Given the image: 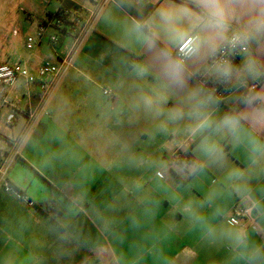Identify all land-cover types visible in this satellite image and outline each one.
I'll use <instances>...</instances> for the list:
<instances>
[{"label": "crops", "instance_id": "obj_1", "mask_svg": "<svg viewBox=\"0 0 264 264\" xmlns=\"http://www.w3.org/2000/svg\"><path fill=\"white\" fill-rule=\"evenodd\" d=\"M25 4L20 23L13 14L4 20L11 22L2 27L5 54L9 65L22 64L37 79H21L0 95V154L11 161L10 183L36 205L0 185V264H264V155L251 151L253 141L264 144V0H221L220 29L203 25L198 0ZM60 9L70 15L57 26ZM162 11L198 35L180 81L164 71V57L179 64V44L161 27ZM232 33L248 50L223 68L211 64ZM29 37L36 40L31 49ZM70 53L48 115L30 124L29 112L40 103L39 68ZM201 76L226 90L213 93ZM252 85L257 88L246 97ZM192 93L205 101L201 111L213 127L225 117L240 119L239 141L226 131L190 134ZM179 111L183 117L172 119ZM205 138L219 148L212 157L198 147ZM180 150L190 163L171 165ZM248 200L257 231L227 223L233 207ZM239 234L244 243H237Z\"/></svg>", "mask_w": 264, "mask_h": 264}, {"label": "built area", "instance_id": "obj_2", "mask_svg": "<svg viewBox=\"0 0 264 264\" xmlns=\"http://www.w3.org/2000/svg\"><path fill=\"white\" fill-rule=\"evenodd\" d=\"M116 0H101V6L109 2ZM70 15L69 10L63 9L55 20L57 26H61L67 20ZM49 25V24H47ZM47 25H43L39 28L37 37H41L47 29ZM51 25V24H50ZM193 42L185 45H178L175 51V58L180 65H184L187 61L192 59L197 52V33H192ZM78 38V37H77ZM51 42L57 41V35L50 37ZM78 41V39H77ZM36 45V40L34 37L27 38L26 47L31 49ZM248 50L244 38L238 33H232L227 40L218 48L215 54L211 58V64L223 68L230 65L236 61V59ZM73 60V53L66 56L58 65H54L48 61L44 62L39 68L38 77L41 78L40 81V103L38 107L31 112H29L30 124H35L39 119L40 115L44 113L48 115L46 111V105L49 100L50 94L53 89L57 86L61 77L70 69ZM24 79L28 84H32L36 81V76L32 75L27 67L22 64H2L0 65V95L4 92L6 88L14 86L19 80ZM203 84L209 86L213 93L219 94L220 91H225L227 86L220 84L212 77L199 78ZM257 88V85H252L248 88L246 97ZM105 96H111V90H104ZM15 119L14 115L8 116L7 121L10 123ZM13 156H17L19 153V145L17 144L13 151ZM190 163L189 157L186 151L180 150L173 154L170 158V164L173 166L184 167ZM11 167V161L7 157L0 154V185L2 186L4 192L13 196V198L23 202L29 207H35V202L30 196H28L23 191L14 187L9 179V171ZM227 223L232 226H241L244 230L252 229L257 231L259 229L257 214L255 204L251 201H247L246 204H236L233 209L231 216L227 219Z\"/></svg>", "mask_w": 264, "mask_h": 264}, {"label": "clouds", "instance_id": "obj_3", "mask_svg": "<svg viewBox=\"0 0 264 264\" xmlns=\"http://www.w3.org/2000/svg\"><path fill=\"white\" fill-rule=\"evenodd\" d=\"M199 7L201 8V19L203 25L208 29H220L224 26L223 13L220 9L221 0H198ZM178 17L175 13L170 11H162L160 13L161 27L165 30L167 38L171 44L176 45H187L193 42L192 34L185 33L179 27H176V21ZM140 26H137L139 30ZM148 42L154 44V40L149 38ZM163 67L165 74L171 79L180 81L182 77V65H179L173 61L168 60L166 57L162 58ZM250 71L252 69L250 68ZM190 111L189 115L194 118V125L188 131L190 134L203 133L212 129L213 131H226L231 134L234 139L239 141L240 139V129L241 123L240 119L237 117H225V119L219 123L215 124L210 120L208 115L201 111L205 104V101L201 100L196 93H192L189 97ZM146 103L151 105V100H146ZM184 113L182 111L176 112L172 115V119L182 118ZM201 152L209 157L214 156L218 153V146L208 138H205L201 144L198 146ZM251 151L253 154L264 155V144L257 143L253 141L251 143ZM246 237L243 234L237 236V243H244Z\"/></svg>", "mask_w": 264, "mask_h": 264}, {"label": "rangeland", "instance_id": "obj_4", "mask_svg": "<svg viewBox=\"0 0 264 264\" xmlns=\"http://www.w3.org/2000/svg\"><path fill=\"white\" fill-rule=\"evenodd\" d=\"M25 1L26 0H0V63H11L10 58L5 54V50L8 46H6V38H4L6 32L3 30L5 29L2 28L3 25L8 26L11 22L5 21L4 24V20L11 14H13L12 18H14V22L20 23L22 19H25L27 17L23 12L24 9H26ZM54 1L57 2V0Z\"/></svg>", "mask_w": 264, "mask_h": 264}, {"label": "trees", "instance_id": "obj_5", "mask_svg": "<svg viewBox=\"0 0 264 264\" xmlns=\"http://www.w3.org/2000/svg\"><path fill=\"white\" fill-rule=\"evenodd\" d=\"M61 10H63V9H60V11L57 12L56 16H58L60 14ZM187 156L189 157L188 154H187ZM189 161H190V157H189Z\"/></svg>", "mask_w": 264, "mask_h": 264}]
</instances>
